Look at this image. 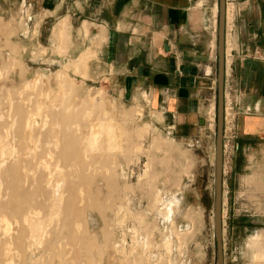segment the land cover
<instances>
[{"label": "rangeland", "instance_id": "374dc122", "mask_svg": "<svg viewBox=\"0 0 264 264\" xmlns=\"http://www.w3.org/2000/svg\"><path fill=\"white\" fill-rule=\"evenodd\" d=\"M235 1L241 0H226L230 35L233 16L241 13L233 10ZM213 3L218 8V0L208 5ZM33 9L27 0H0V135L8 136L14 151L21 150L20 157L13 152L4 162V170H10L8 182L15 179L13 170L21 174L18 196L13 198L12 190L2 187L0 206L25 202L21 213L35 214L41 228L32 252L23 239L24 250L12 263L217 264L216 46L213 96L206 107L212 108L211 115L204 117L199 131L198 124L170 131L168 119L163 123L144 103L122 99L120 83L109 80L112 73L97 64L89 66L94 53L74 68L72 61L84 48L69 51L65 22L54 30L55 46L50 37L38 36ZM18 108L35 117L27 130L19 125ZM230 115L227 111L224 119L223 264H264V155L254 161L235 158ZM98 121L111 128L115 150L106 149L101 137L93 138ZM68 136L77 141L78 159L70 154ZM54 169L64 182L61 207L55 205L59 211L50 215L47 180ZM10 223L14 235L18 227L12 219ZM23 229L28 234V227ZM256 233L261 244L253 246L250 239ZM4 244L0 239V264L10 258L2 251Z\"/></svg>", "mask_w": 264, "mask_h": 264}, {"label": "crops", "instance_id": "0c3cea01", "mask_svg": "<svg viewBox=\"0 0 264 264\" xmlns=\"http://www.w3.org/2000/svg\"><path fill=\"white\" fill-rule=\"evenodd\" d=\"M27 1L38 36L50 37L55 46L54 30L65 22L69 51L83 46L74 68L94 53L89 66L112 73L109 80L120 83L122 99L144 103L163 123L168 119L170 131L197 124L201 130L212 113L206 107L213 96L217 5L209 6V0ZM232 6L241 13L233 16L230 35L226 11L224 104H238L235 158L254 161L264 155V0Z\"/></svg>", "mask_w": 264, "mask_h": 264}, {"label": "bare ground", "instance_id": "6f19581e", "mask_svg": "<svg viewBox=\"0 0 264 264\" xmlns=\"http://www.w3.org/2000/svg\"><path fill=\"white\" fill-rule=\"evenodd\" d=\"M65 70L66 69H63V70L57 72L56 78L57 77L60 78L65 73L64 72ZM40 107L41 106H39V109H41ZM21 109L22 108H18V113H19L18 115L20 116L19 125L27 130V129H29V126L31 125V123H33V121L35 122V120H33L35 117L33 118L32 117L33 115H29L28 113L23 114ZM40 111H42V110H40ZM97 136H99V138L100 137L102 138L104 146L106 149L115 150L117 148V139L115 138V135L113 134L111 128H109L107 126L106 122L98 121L96 124H93V138H95ZM68 139H69V147L68 148L71 151L70 154H72V157L78 159L80 157V152L78 151V148H77V145H78L77 141L72 136H68ZM20 140L21 139L19 137L18 141L20 142ZM91 141L94 142V139H92ZM105 141H106V143H105ZM20 151L21 150L19 148L16 151H14V149H12L9 146V140H8L7 135H3V136L0 135V189L2 187H4L5 189H8V187H9V189L12 190V197L13 198H17V196H18L16 190H17V185L20 183V180H21V177H20L21 174H20V172H18V170H13V172H14L13 176L15 179L11 180L12 182H8L9 176H10L9 175L10 170H4L5 169L4 168V162H5L7 155L9 156V154H12L13 152H16V154L20 157ZM57 172H59V171L54 169L53 172L51 173V175L49 176V179L47 180V184L50 185L51 191H52V195H51V202H52L51 212H52V214H50V215H57L56 210H58V209H55L54 207H55V205H58L61 207V204H62V194H61L62 186L61 185L63 184L64 181L61 183L59 179H61V181H62L63 174L61 172H59V173H57ZM54 173L55 174L57 173L59 177H55ZM4 191H5V193L8 192L6 190H4ZM72 200H73L72 196H70V200H69L70 204H72ZM24 204H25V202H23L21 200H16V202L14 204H5V205L0 206V237H1L0 239H3V242L5 243L3 248H2V251H3L4 255L10 256L9 261L6 264H13L12 263V261L14 259L13 256L15 257V255L17 253L18 254L22 253V250H24V247L20 244V242H22L23 239H27V241L29 243L28 249L31 253L32 252L31 251L32 246H34L37 243L38 237L41 233V228L39 227V224L37 222L35 214L31 215L32 214L31 213V214L24 215L21 213L23 210L22 209L23 206H25ZM169 213H170V211H169ZM55 217H57V216H55ZM10 219H12L13 222L15 223L16 227H18V229L14 235L11 234L12 231H11ZM25 226H27L29 229L28 234H25V232H24L23 228ZM134 232L137 234L136 231H133V233ZM140 239H138V240H140ZM260 241H261L260 234L256 233L250 239V244H252L253 246L259 245V244H261ZM138 244H137V246H138ZM147 244L148 243H146V246H147ZM116 246L117 245H115V248H117ZM253 246H250L248 248L250 249ZM133 250H135V249H133ZM33 255H35V254L32 253L31 256H33ZM257 255H259V254H257ZM169 263L170 262H168V264ZM31 264H34V262L33 263L31 262Z\"/></svg>", "mask_w": 264, "mask_h": 264}, {"label": "water", "instance_id": "95a60500", "mask_svg": "<svg viewBox=\"0 0 264 264\" xmlns=\"http://www.w3.org/2000/svg\"><path fill=\"white\" fill-rule=\"evenodd\" d=\"M225 35H226V0H218L217 20V100H216V144H215V179L213 224L216 239L217 264H223L222 248V200H223V163H224V87H225Z\"/></svg>", "mask_w": 264, "mask_h": 264}, {"label": "built area", "instance_id": "2783aa9c", "mask_svg": "<svg viewBox=\"0 0 264 264\" xmlns=\"http://www.w3.org/2000/svg\"><path fill=\"white\" fill-rule=\"evenodd\" d=\"M238 107V104H230L229 107H225V117L224 119L226 120V116H227V111L231 112V115L229 116V123H230V128H229V131H230V136H229V139L232 140V142L234 141L235 139V130H236V123H235V120H236V115L238 114V111L239 109L237 108ZM241 112V111H240ZM243 113L245 114H248L250 112V109L249 108H245L243 111ZM234 148V146L232 145V149Z\"/></svg>", "mask_w": 264, "mask_h": 264}]
</instances>
